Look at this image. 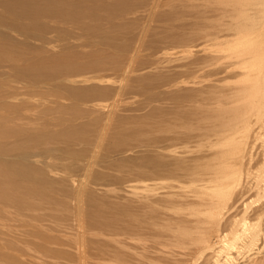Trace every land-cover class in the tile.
<instances>
[{
  "label": "rangeland",
  "instance_id": "rangeland-1",
  "mask_svg": "<svg viewBox=\"0 0 264 264\" xmlns=\"http://www.w3.org/2000/svg\"><path fill=\"white\" fill-rule=\"evenodd\" d=\"M239 1L0 0V264H182L224 225L264 263Z\"/></svg>",
  "mask_w": 264,
  "mask_h": 264
},
{
  "label": "bare ground",
  "instance_id": "bare-ground-1",
  "mask_svg": "<svg viewBox=\"0 0 264 264\" xmlns=\"http://www.w3.org/2000/svg\"><path fill=\"white\" fill-rule=\"evenodd\" d=\"M11 11L12 10H9L8 14L10 16L14 17V19H18L19 16L15 15L14 12L13 11L11 12ZM10 12H11V14H10ZM231 13H232V15H234V18L233 17L232 18L238 20L237 21V22H239L238 28L243 32V34H244V35L242 34L243 37L245 36L246 39H250V40L252 39L251 41H253L254 44L257 40H259V38L261 36L263 37L262 34L264 32V0H240L238 5L236 6V9L231 10ZM15 24L16 23H14V25ZM263 40H264V38H263ZM242 42H243V40H242ZM260 42H261V40L258 42V44L256 43L255 45H257V46H254V47H253V43L252 42L250 43V44H252V46L249 47V49L253 47V50H251L250 52L255 53L256 56H257V54H261V52L264 53V45H263V43H260ZM242 52H244V50H242ZM255 55H253V56H255ZM249 57H251V56H249ZM14 187H15L14 185L10 186V188H14ZM0 200H1V195H0ZM242 226H243V224H242ZM224 227H225V225L218 227L216 229L217 233H215V234L210 233V234H208L207 237L201 238L199 240L197 239V241H199L200 245H196L195 247H193L192 252H190L186 255H182L179 258V261L182 264H199V263L200 264H226L228 258H231V254L233 252L238 251L237 246H236V242H237L238 238H237L236 232H233V231H230L228 233H224L221 235V233H223V231H224ZM262 232L264 234V228H262ZM197 241H194V243ZM193 246H194V244H193ZM108 254L109 253H107V255L105 257L104 253H103V256H101V257H105L104 259L107 260ZM253 254H254V252L247 251L246 258H250ZM111 257H112L111 259H113V262L116 261L117 258L115 257V255H112V253H111ZM111 259L109 256V260L112 262ZM109 260H108V262L111 263ZM124 262H126V261H124ZM119 263L121 264V262H119ZM117 264H118V262H117ZM124 264H126V263H124ZM259 264H264V263H259Z\"/></svg>",
  "mask_w": 264,
  "mask_h": 264
}]
</instances>
